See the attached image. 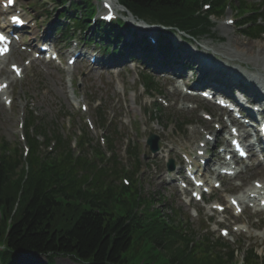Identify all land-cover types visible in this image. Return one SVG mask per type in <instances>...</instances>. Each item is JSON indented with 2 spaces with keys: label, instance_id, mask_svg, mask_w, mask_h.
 Listing matches in <instances>:
<instances>
[{
  "label": "trees",
  "instance_id": "trees-1",
  "mask_svg": "<svg viewBox=\"0 0 264 264\" xmlns=\"http://www.w3.org/2000/svg\"><path fill=\"white\" fill-rule=\"evenodd\" d=\"M119 1L139 18L194 36L209 33L212 25L207 15H220L223 5L232 2L211 0L212 10L196 15V0ZM237 1L243 10L246 0ZM88 10H83V22H77L80 27H86ZM98 32L111 35L106 29ZM260 32L253 25L243 34L256 38ZM144 83L151 89L148 80ZM130 151L138 164L135 150ZM8 153L7 145L0 142V245L5 247L8 262L14 254L33 253L49 259L70 257L82 264H233L232 253L221 254L216 244L203 240L191 242L190 247L191 236L182 233L176 212L162 216L157 209L142 219L133 215L132 209L143 201L131 179L129 187L114 184L124 173L122 169H98L83 154L73 158L66 146L59 156L46 157L44 163L31 153L25 171L20 160ZM113 163L116 166L115 159Z\"/></svg>",
  "mask_w": 264,
  "mask_h": 264
},
{
  "label": "rangeland",
  "instance_id": "rangeland-1",
  "mask_svg": "<svg viewBox=\"0 0 264 264\" xmlns=\"http://www.w3.org/2000/svg\"><path fill=\"white\" fill-rule=\"evenodd\" d=\"M259 1L260 0H248L247 4L258 3ZM17 3L29 18H33V20L36 21L32 24L36 25V32L38 35L40 36L42 33H48L43 36L49 35L51 40L55 42V48L60 51L62 57H65L67 55L65 50L68 49L69 51L72 48V44L57 40V29L61 28L63 23L58 19L59 15L54 14L55 12L53 9L55 8V2L53 5L51 0H17ZM234 14L235 12L233 10L226 11L223 19L226 20L231 18L237 22ZM221 24L222 21L217 22L212 29L214 38L209 39L208 37H204V40L199 39L200 42L204 44L209 43L211 46H214L216 50L228 48L230 52V54L226 52L228 56H233V54L237 52L238 47L244 50L245 53L250 54V52L255 53L260 46H264L263 38L260 40L241 38L236 28L220 29ZM87 33L85 35H87ZM80 37H83V35L78 33L74 36L75 39H79ZM28 39L29 38H27L26 43H28ZM229 41L237 43L238 45H236L238 47L236 45H229ZM76 42H78L79 47L82 48L83 45L80 43L81 41L79 42V40H76ZM250 45L254 47L250 48ZM174 46L176 49L181 48L177 42ZM83 47L85 50L97 54L96 50L93 51V49H95L93 46L87 45ZM121 48L120 46L119 49ZM116 50L118 54L120 50ZM176 54L172 55L168 63L176 59L179 61ZM97 56L102 62L106 64L109 62V59H102L101 55ZM218 57L221 59L219 55ZM27 58V54L19 53V55L15 57L14 62L22 66L24 60ZM123 58L127 59L124 53L122 54V59ZM227 58L232 63H226L232 64V68L240 69L243 67V61H232L231 57ZM89 66L90 65L87 66L84 63H78L76 67L70 71V69L64 65L63 60L61 64L41 60L32 62V64L24 69L21 82L12 86L13 90H11V93L15 106L23 104L24 112H34L36 117L42 121L40 125L44 127L43 130L47 137L52 136V133L56 132L59 133L62 140H65L74 134L79 135L82 131H85L93 142L92 144H94L96 140L100 142V135L98 132H90V130L86 129L84 121L86 118H90L92 122L94 121V107L91 106L90 101L96 100L101 106L99 112H103L108 121H110L108 132L112 133L114 131L116 133V142L111 146V150L122 160V166L125 167V169L126 167L127 169L131 168L130 162L124 155L126 140H129L132 145L138 147L141 156V167L137 175L140 197L153 200L154 203L151 204V209L159 208L162 215L170 214L169 210L171 209L177 210L179 218L182 221V226L188 225L187 230L190 232L194 241L201 242L204 239L210 244L215 242L218 244L220 240L229 247L228 250L223 251L224 253L231 252V250L234 252L237 248V254L236 252L234 253V260L236 262L241 260L247 248L254 249L255 254L262 257L264 254V239L256 238V234L250 230V225L255 224L257 218L262 219V221L256 223L254 227L256 230L264 233L263 216L255 215L251 211L244 212L236 221L243 226L242 231L238 233L231 232L230 228L226 226L230 222L235 221L230 214H228V217H225L223 214L216 216L214 221H223L224 226L222 228H226L230 232L226 239H222L219 237V232L214 227V223L209 226L206 222L207 219L205 220V218L210 216L207 209H204L203 215H201L197 205L196 207L193 205L187 206L184 203L188 198L184 196L174 184V187H168L170 181L165 174L167 159L176 160L175 157L178 156L177 151L179 149L184 148L186 151L191 150L193 144L201 137L197 128H201V126L205 124L210 126L200 117L201 111L215 118L213 107L210 104H205L204 101L198 103V101H196L198 99L195 98L186 99L187 103L181 102L180 95L170 93L171 83L167 81V79L155 76L153 74L155 68L141 61L137 62V66L133 69L125 66L116 67V70L109 69V74L102 73L100 71L102 70L101 68ZM142 71L156 79H153V82L158 84L157 91L161 94L160 99L165 100L167 104V107L163 109V113L160 115L156 113L155 118L158 119V123H162L164 127V129L160 130V138L162 148L164 147L165 150L170 152L168 157L155 156L151 158L147 155L148 151L144 145L147 134L153 132V127L159 128L156 123L150 122V114H154L155 106H153V104H158V99L155 98L151 100L152 93L146 94L138 85L140 83L138 74L142 73ZM184 73L186 72L184 71ZM186 75L188 78L190 77L189 73ZM195 75H198V72H196ZM195 75L193 74L194 77ZM75 84L77 88H75ZM82 99L87 105V112L85 114L78 110L79 106L77 102ZM185 104L194 108L192 110H186L183 108ZM137 106L139 107L137 108ZM131 108L135 110H131ZM65 116L68 117L64 118ZM19 117L21 118V114L18 116L16 107H14L13 111H5L0 105V141L3 140L7 142L15 149L23 147V145L19 143ZM172 122L177 124V126H183L184 124L187 126L185 128L181 127V132H177L176 129L171 126L165 129V127ZM34 125L38 126V123L36 122ZM164 135H168V137L163 138ZM105 153L106 150L102 154L105 155ZM108 155L109 154L104 158L106 159ZM147 165H149V168H145ZM251 172L252 169L238 178L243 181V187L249 186L251 182L255 180H259L253 177ZM232 184L234 183L232 182ZM231 188H233L234 191H238L233 185H230L229 189H226V191H229ZM186 194L187 193H185V195ZM214 198L218 199L220 203H223L226 197H223L221 191H219L216 192ZM191 214L193 216H191ZM194 214H196V216H194ZM261 249H263V251ZM17 264H47V260L43 257L33 256L28 257L27 260H20ZM54 264L78 263L72 262L68 258H56Z\"/></svg>",
  "mask_w": 264,
  "mask_h": 264
},
{
  "label": "bare ground",
  "instance_id": "bare-ground-1",
  "mask_svg": "<svg viewBox=\"0 0 264 264\" xmlns=\"http://www.w3.org/2000/svg\"><path fill=\"white\" fill-rule=\"evenodd\" d=\"M105 2H108L110 4H113L112 0H103ZM114 5V4H113ZM24 17V16H23ZM24 20L27 19V17L25 16V18H23ZM225 29V28H224ZM237 43L229 41V45H236ZM238 45V44H237ZM236 45V46H237ZM238 47V46H237ZM254 47L253 45H250V48ZM16 46H14V44L11 45V54L15 51ZM231 49V48H230ZM214 53L219 54L220 56H222L223 58L226 57H231L232 61H239L242 62L246 65H250L252 70L251 72H257V73H262L264 74V46H260L258 48V50L254 53V52H250V54L245 53L244 50L240 49V47H238L237 52L233 54V56H228L226 54V52H229L228 48H222L219 50H213ZM9 61V57H4L3 59H0V74H1V79L3 81H6L8 84H12L13 82H15L16 80L14 78H12V75L10 74L9 71L4 69V64L6 62ZM194 63L197 65L199 73L201 75V80L199 82L198 85H203V86H208L210 88H214V83L213 81L204 79L205 75H207L206 77H212V78H217L218 76L222 77L224 79V81L232 88L234 89H240L243 90L245 92H248L251 94V97L254 101L258 102L259 104H261L262 106H264V95L262 94V90L260 88H263L262 86H257V82H253L251 83L247 76H249V78H253L257 81L260 80V78H257V75H253L250 76L249 74L245 73L243 70L241 69H234L229 67V63H226L228 65H226L225 63L221 64L217 63H212V59L206 55H201L199 57L193 58ZM223 61V60H221ZM224 62V61H223ZM11 65V64H9ZM255 74V73H253ZM247 78V79H246ZM260 84V83H259ZM257 90V91H256ZM5 95V93H4ZM197 151H201L199 148L197 150H195V153H193L192 158H190L189 160H191L192 165L193 166H197L196 162H198L200 159V157L196 156V152ZM204 158H202L203 160ZM249 166V165H248ZM251 175H253V177L258 178V182L261 185H264V168H261L258 166V164L255 165L254 168H252V172ZM168 187L172 188L173 184L169 185ZM251 192L245 194L244 196L236 199L238 200L242 205H246L244 204L243 200L246 198L248 199V196ZM255 207L259 210V202L256 201L255 202Z\"/></svg>",
  "mask_w": 264,
  "mask_h": 264
},
{
  "label": "snow or ice",
  "instance_id": "snow-or-ice-1",
  "mask_svg": "<svg viewBox=\"0 0 264 264\" xmlns=\"http://www.w3.org/2000/svg\"><path fill=\"white\" fill-rule=\"evenodd\" d=\"M12 2H13V0H8L9 4H11ZM12 19H13L14 23H17V24L22 23V21L16 17H13ZM4 42H5V37L3 35H0V43H4ZM5 51H6V49H5ZM17 74H19V70H17Z\"/></svg>",
  "mask_w": 264,
  "mask_h": 264
}]
</instances>
